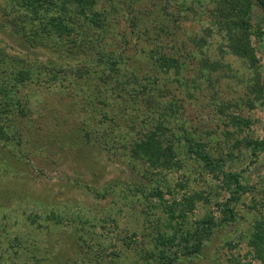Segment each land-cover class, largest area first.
<instances>
[{"label": "trees", "instance_id": "obj_1", "mask_svg": "<svg viewBox=\"0 0 264 264\" xmlns=\"http://www.w3.org/2000/svg\"><path fill=\"white\" fill-rule=\"evenodd\" d=\"M3 24L36 56L0 49V172L24 140L19 126L36 85L59 94L74 117L73 141L125 169L99 187L84 182L91 201L48 204L6 174L0 264H42L57 230L91 264H186L209 252L221 264H264V175L238 164L245 151L254 160L264 151L247 131L252 111L264 108L253 38L264 46V0H0ZM39 49L51 55L40 59ZM232 83L235 96L226 92ZM245 206L252 217L240 230ZM21 210L24 227L11 225ZM229 226L250 259L238 240L226 239L229 254L212 247ZM35 240L45 254L17 257Z\"/></svg>", "mask_w": 264, "mask_h": 264}, {"label": "rangeland", "instance_id": "obj_2", "mask_svg": "<svg viewBox=\"0 0 264 264\" xmlns=\"http://www.w3.org/2000/svg\"><path fill=\"white\" fill-rule=\"evenodd\" d=\"M256 13L260 15L262 11L259 10ZM198 26L195 25V27ZM200 28L202 29V25ZM12 31L13 29L10 26L4 24L0 26V49L10 55L35 57V52L25 46L20 37L14 35ZM253 38L257 55L260 59V67L264 72V46H262L257 36H253ZM38 51L40 59H47L51 55L41 49ZM226 85L228 86V84ZM235 87L236 85L232 83L226 87V92L232 96L237 95L239 88ZM25 91L28 90L26 89ZM30 91L32 92V96L29 106L32 108L31 110L27 109L26 120L20 124L21 127L19 126L24 133V142L20 141V144L15 143L11 145L15 149L16 155L13 156L12 160L8 158L9 166L7 165V168L9 172L6 173L8 182L9 180L14 182L16 179L17 187H22L29 195V198H35L42 204H48L53 200L74 199L91 201L94 195L86 192L84 182H88L92 187H99L108 179L124 175L123 170L125 169V165L114 161L105 151L95 146H80L73 141L77 133L74 117L66 114L67 110L63 107L58 93L53 90H47L41 85L30 87ZM250 116L251 125L247 131L250 132L251 136L264 139V108L254 109ZM223 126L225 127L224 123ZM14 142H17V140ZM247 155L248 151H245L244 156L239 158L238 164L242 168L243 166L250 165L248 172L252 173L255 179L261 173L264 175V151L257 160L249 158ZM94 161L101 166L103 172L102 177L99 178V182L94 180L92 174ZM104 166L105 168H103ZM6 174L0 172V182H2L1 180ZM80 180L81 182L79 183ZM76 181H78V184L75 183ZM16 200L13 201V204H19ZM242 204L241 202L239 206H242ZM241 210L244 214L239 221L241 225L240 230L248 226L252 217L247 206ZM22 216L21 210L18 213L17 219L16 217H12L11 225L14 221L16 226L24 227L25 224L21 221ZM13 229L16 228L14 227ZM234 230L235 228L232 226L225 229L217 237V241L212 247L214 249L219 247L221 249L220 255L229 254L232 248L226 244V239L238 240L239 245L236 247V251L243 258L250 259L251 255L248 253L249 248L246 242L240 241L241 237L236 235L237 232ZM63 234L60 230L54 232L55 237L63 236ZM54 236L51 240L52 243H50L52 245L51 248L55 249L54 253L51 256L49 255V258L43 261L42 264H64L63 262L66 258L70 259V264H91L87 259L82 260L79 258L82 249H78L73 245L72 236L66 234L62 238L59 237L60 240L57 243H55ZM25 244L29 245L28 247H31V245H35V247L33 250L30 249L29 253H18L17 257L22 255L23 258L30 260V263H32L33 255L31 251H36L38 248L36 252L38 256L45 254V252H42L43 249L37 240L29 241ZM209 253L204 254L202 258H196L186 264H221L215 261V256L211 257ZM127 262H121V264H127ZM256 264L261 263L256 262Z\"/></svg>", "mask_w": 264, "mask_h": 264}]
</instances>
